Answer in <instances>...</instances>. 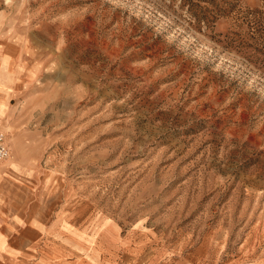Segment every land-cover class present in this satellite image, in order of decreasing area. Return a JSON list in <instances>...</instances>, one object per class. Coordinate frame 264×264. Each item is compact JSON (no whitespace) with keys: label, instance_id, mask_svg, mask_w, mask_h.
<instances>
[{"label":"rangeland","instance_id":"1","mask_svg":"<svg viewBox=\"0 0 264 264\" xmlns=\"http://www.w3.org/2000/svg\"><path fill=\"white\" fill-rule=\"evenodd\" d=\"M3 102L35 264H264V0H0Z\"/></svg>","mask_w":264,"mask_h":264},{"label":"crops","instance_id":"2","mask_svg":"<svg viewBox=\"0 0 264 264\" xmlns=\"http://www.w3.org/2000/svg\"><path fill=\"white\" fill-rule=\"evenodd\" d=\"M8 93L3 96L4 102ZM4 102L3 105L0 103V114L4 108ZM1 120L0 125L4 126ZM17 139L15 135L11 140ZM7 144L10 150L8 141ZM13 146L11 144L10 154L17 168L7 161L0 162V264H35L36 256L39 260L42 240L40 224L34 214L28 215L23 212V192H17L18 189H23L17 183L22 168L17 158L21 154ZM40 236V241H36Z\"/></svg>","mask_w":264,"mask_h":264},{"label":"built area","instance_id":"3","mask_svg":"<svg viewBox=\"0 0 264 264\" xmlns=\"http://www.w3.org/2000/svg\"><path fill=\"white\" fill-rule=\"evenodd\" d=\"M10 154V150L6 141V134L0 130V162L4 161Z\"/></svg>","mask_w":264,"mask_h":264},{"label":"bare ground","instance_id":"4","mask_svg":"<svg viewBox=\"0 0 264 264\" xmlns=\"http://www.w3.org/2000/svg\"><path fill=\"white\" fill-rule=\"evenodd\" d=\"M7 158H8V157H7ZM7 158H6V159H7ZM6 159H5V160H6ZM5 160H4V161H5ZM2 162H3V161H2Z\"/></svg>","mask_w":264,"mask_h":264}]
</instances>
